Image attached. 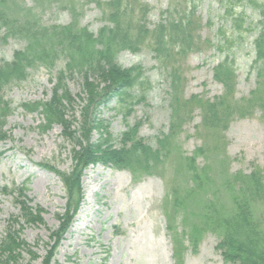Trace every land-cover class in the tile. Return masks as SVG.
Listing matches in <instances>:
<instances>
[{"label":"trees","instance_id":"obj_1","mask_svg":"<svg viewBox=\"0 0 264 264\" xmlns=\"http://www.w3.org/2000/svg\"><path fill=\"white\" fill-rule=\"evenodd\" d=\"M35 1H45L46 6L38 10L25 6L22 0H0V42L18 39L24 44L10 61L0 63V142L9 139L4 127L16 110L4 98L5 89L24 81L29 70L41 67L50 73L61 63L49 98L21 105L24 112L41 116L40 133L59 126L63 141L71 145L70 172L40 165L58 176L65 192V210L58 216L60 226L51 233L54 246L80 206L83 172L101 164L128 170L134 181L144 176L162 177L166 191L161 206L174 264H182L186 241L195 251L206 234L218 239L215 249L224 263L264 264V172L253 167L249 174H230L223 140L234 119L251 117L256 111L264 118V0H249L258 13L255 28L246 22L243 13L236 14L227 7L228 27L222 25L217 30V43L201 38L196 8L187 0H167L160 20L153 26L148 21L151 8L140 0ZM86 5H94L99 11L102 26L96 33L80 24ZM51 7L66 11L70 22L44 25L41 15ZM250 33H255L254 59L249 68L255 88L237 99L232 52L241 48V41ZM143 49L152 54L168 83V133L155 137L154 147L138 137L139 122L133 126L125 122L127 129L117 139L99 116L100 109L115 103L116 113L125 120L134 105L145 98L150 84L142 67L124 68L118 63L122 52L136 54ZM210 50L222 56L212 70L213 80L222 87L221 94L211 99L184 97L187 57ZM72 77L79 79L82 94L76 97L81 100L75 112L77 119L69 115L74 99L67 82ZM196 112L200 121L194 131L201 145L187 156L177 144V137L194 120ZM94 134L96 140L92 139ZM197 159L203 163L199 165ZM0 192L13 199L24 226L43 224L44 211L30 206L25 185L10 190L3 187ZM17 222L8 224L0 240V264H18L20 251L32 259L36 256L20 239L23 227L15 230ZM54 246L43 264H50Z\"/></svg>","mask_w":264,"mask_h":264},{"label":"rangeland","instance_id":"obj_2","mask_svg":"<svg viewBox=\"0 0 264 264\" xmlns=\"http://www.w3.org/2000/svg\"><path fill=\"white\" fill-rule=\"evenodd\" d=\"M24 5L43 9L46 2L22 0ZM107 1V0H100ZM149 5V25L160 20V12L166 8L167 0H140ZM196 8L200 22L199 34L212 43L219 41L217 30L228 27L225 9L231 7L236 14L243 13L247 23L255 28L258 13L249 0H187ZM261 3L262 0H256ZM37 11V10H36ZM100 14L94 5L83 7L80 24L93 33L102 26ZM70 15L55 7L48 8L41 15L44 25H66ZM255 33L246 35L241 48L233 50L237 84L235 97L248 96L255 88V77L249 68L254 59L252 41ZM23 42L9 39L0 42V63L10 61L13 53L23 48ZM222 59L214 50L190 54L186 61V84L184 97L199 95L205 98L219 96L222 87L213 80V67ZM118 63L129 68L140 66L145 72L150 88L145 98L135 104L124 120L117 114L116 104L111 103L100 109L99 116L109 124V132L119 139L128 126L140 123L138 137L154 147L155 137L167 134L169 128V108L167 102L168 83L164 71L157 67L152 54L147 49L132 54L122 52ZM56 70L50 73L41 67L29 70L22 82L9 85L4 98L16 110L7 118L4 131L9 136L0 142V189L8 190L27 187L30 206L40 207L43 213L42 225L24 226L18 219L19 210L9 195L0 192V240L8 224L18 220L15 230L22 225L20 239L28 244L36 256L32 259L27 252L20 251L18 264H43L47 252L54 241L51 233L60 226L58 216L65 210V192L60 179L52 172L41 168L49 164L59 172H70L72 168L71 145L63 141L62 129L55 126L47 133H40L41 116L24 112L20 107L27 103L47 100L51 94ZM51 76V77H50ZM67 87L74 99L70 119H77L81 100L79 79L72 77ZM200 121L198 112L177 137V144L185 155L201 145L194 126ZM125 122L127 124H125ZM225 153L229 160L228 172L249 174L253 167L264 172V118L260 111L251 117L234 119L223 134ZM93 140L97 139L94 134ZM201 165L202 159H197ZM91 170L90 173H87ZM157 175L144 176L134 181L128 170H117L101 164L89 166L82 174V200L71 222L54 246L50 264H173L172 242L167 236L166 221L162 213V200L166 191L164 180ZM78 219L74 221L80 209ZM72 229V231H70ZM218 239L212 234L203 236L195 251L186 241L182 264H226L215 247Z\"/></svg>","mask_w":264,"mask_h":264},{"label":"bare ground","instance_id":"obj_3","mask_svg":"<svg viewBox=\"0 0 264 264\" xmlns=\"http://www.w3.org/2000/svg\"><path fill=\"white\" fill-rule=\"evenodd\" d=\"M90 172H91V170H88V171H87V173H90ZM82 210H83V209L81 208L80 211H79V213H78V215L75 216L74 221H76V220L78 219V216H79V214L82 212ZM70 231H72V229H70Z\"/></svg>","mask_w":264,"mask_h":264}]
</instances>
